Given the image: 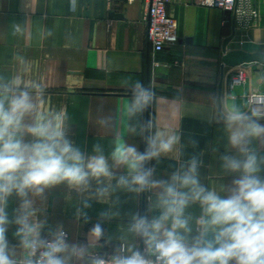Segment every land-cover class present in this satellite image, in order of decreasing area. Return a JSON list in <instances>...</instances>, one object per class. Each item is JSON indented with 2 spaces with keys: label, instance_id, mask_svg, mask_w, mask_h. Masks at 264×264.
<instances>
[{
  "label": "crops",
  "instance_id": "1",
  "mask_svg": "<svg viewBox=\"0 0 264 264\" xmlns=\"http://www.w3.org/2000/svg\"><path fill=\"white\" fill-rule=\"evenodd\" d=\"M255 7L254 25L239 29L232 13L195 0H171L167 11L177 23L179 41L157 53L148 40L142 0H75L74 10L73 0H0V86L29 92L35 108L24 117L26 125L62 117L66 138L86 160L102 154L112 173L110 178L90 176L87 185L65 181L39 193L13 192L5 205V236L14 264L32 262L31 249L24 245L31 237L18 235L17 220L25 216L30 225H39L40 240L66 234L70 247L61 254L65 264H93L98 255L133 251L148 255L143 239L130 229L138 215L159 217L162 189L137 191L136 185L118 183L121 176L131 179L128 167L112 157L118 144L143 153L157 132L175 134L179 141L171 152L144 162V169L153 170L152 179L168 181L195 158L200 184L222 197L230 194L239 173L226 170L222 158L238 152L229 143L232 129L227 119L218 116L220 97L226 118L237 111L245 123L264 125V117L249 114L250 99L264 97V65L226 67L222 80L223 46L235 24L227 51L264 54V0H255ZM241 68L249 71V79L232 89L231 79ZM137 83L153 96L145 108L132 112L129 102ZM23 139L35 140L27 133ZM249 140L260 163L258 175L264 179V136ZM94 145L101 146L99 153ZM184 215L191 229L185 233L186 242L191 244L200 235V204L189 203ZM97 223L103 228L99 240L90 231ZM73 245L85 249L83 256L73 254Z\"/></svg>",
  "mask_w": 264,
  "mask_h": 264
},
{
  "label": "clouds",
  "instance_id": "2",
  "mask_svg": "<svg viewBox=\"0 0 264 264\" xmlns=\"http://www.w3.org/2000/svg\"><path fill=\"white\" fill-rule=\"evenodd\" d=\"M75 0H73V10ZM39 90L38 85H34ZM153 94L140 83L135 86L129 102L130 111L145 108ZM35 108L28 91L14 92L11 86H0V264H14L8 255L5 236L9 223L5 211L7 198L16 192L26 195L27 190L42 192L44 187L61 182L70 186L87 185L89 177H111L106 158L96 155L86 158L65 136L63 118H40L26 125L24 117ZM232 129L229 143L238 156H224L223 167L239 173L232 181L230 194L222 197L214 190L200 184L198 164L193 158L187 169L173 173L170 180H153L152 169H144V162L167 154L179 141V136L160 131L148 139L145 152L134 146L118 144L113 159L129 169L131 179L121 176L120 185H136L137 191L145 188H161L159 217L149 219L136 216L131 231L144 242L146 256L141 251L130 255H113L110 260L96 258L93 264H264V179L258 173L260 163L255 151L248 145L250 137L264 136V125L245 123L244 116L232 111L227 115ZM35 138L25 142L24 134ZM96 152L100 145H94ZM264 160V158H260ZM198 202L203 215L198 219L200 235L194 242H186L185 233L191 232L185 208ZM27 201H25V207ZM171 221L170 227L166 226ZM21 225L18 235L24 234V245L39 257L34 264H65L61 255L69 249L61 231L52 241L39 239V225H30L27 217L17 220ZM91 231L99 240L102 226L97 223ZM211 232L212 238L205 237ZM73 254L83 256V247L71 246ZM153 256L155 259H150ZM29 264H32L30 261Z\"/></svg>",
  "mask_w": 264,
  "mask_h": 264
},
{
  "label": "built area",
  "instance_id": "3",
  "mask_svg": "<svg viewBox=\"0 0 264 264\" xmlns=\"http://www.w3.org/2000/svg\"><path fill=\"white\" fill-rule=\"evenodd\" d=\"M118 1H125L128 4H132L137 0H108L110 4ZM142 1L145 5L144 21L148 25V40L154 51L161 53L166 47L176 45L179 41L177 23L167 11V7L171 0ZM195 2L200 6L217 8L232 13L235 18L236 27L239 29L251 28L258 18L255 0H195ZM249 76L250 74L247 69H238L231 79L230 87L233 89L244 85L248 81ZM250 101L252 103L253 116L264 117V111H261V109L257 110L259 107L262 109L264 108V97L253 96ZM64 237H66V234ZM41 250L42 249H38L35 255H32L31 252L32 264H34L35 260L39 257V252ZM97 258L108 261L111 257L107 255H98ZM149 258L155 259L153 256Z\"/></svg>",
  "mask_w": 264,
  "mask_h": 264
},
{
  "label": "water",
  "instance_id": "4",
  "mask_svg": "<svg viewBox=\"0 0 264 264\" xmlns=\"http://www.w3.org/2000/svg\"><path fill=\"white\" fill-rule=\"evenodd\" d=\"M230 13V12H228ZM236 35V27L234 24L233 32L232 35L226 39L224 42V57H223V71H222V80L224 78V69L226 67L228 68H235L238 66H242L245 64H252V63H259L261 65H264V54L262 53H247L243 51H227V47L231 40ZM222 92V84L220 85V96ZM218 116L222 119H227L223 114H222V103H221V97H220V103H219V108H218Z\"/></svg>",
  "mask_w": 264,
  "mask_h": 264
},
{
  "label": "rangeland",
  "instance_id": "5",
  "mask_svg": "<svg viewBox=\"0 0 264 264\" xmlns=\"http://www.w3.org/2000/svg\"><path fill=\"white\" fill-rule=\"evenodd\" d=\"M261 111H264V108L261 109ZM249 114H250V115H254L252 111H251Z\"/></svg>",
  "mask_w": 264,
  "mask_h": 264
}]
</instances>
